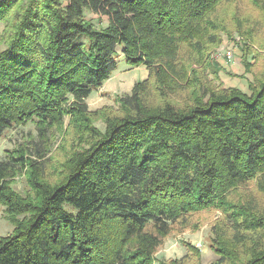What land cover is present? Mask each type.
Returning <instances> with one entry per match:
<instances>
[{
	"label": "trees",
	"instance_id": "obj_1",
	"mask_svg": "<svg viewBox=\"0 0 264 264\" xmlns=\"http://www.w3.org/2000/svg\"><path fill=\"white\" fill-rule=\"evenodd\" d=\"M250 1L264 17V0ZM240 2L0 0V138L29 121L36 131L0 160V204L15 224L0 264H188L186 253L153 256L176 223L209 208L225 212L232 242L207 264H264V216L224 210L234 190L264 186V74L249 93L216 84L200 40L231 36L227 3L242 38L263 31L264 18L244 27ZM119 57L147 76L115 108L90 109ZM58 134L72 150L50 170Z\"/></svg>",
	"mask_w": 264,
	"mask_h": 264
},
{
	"label": "rangeland",
	"instance_id": "obj_2",
	"mask_svg": "<svg viewBox=\"0 0 264 264\" xmlns=\"http://www.w3.org/2000/svg\"><path fill=\"white\" fill-rule=\"evenodd\" d=\"M240 8L242 9V24L244 27H250L251 21H263L261 10L254 7L250 0H241ZM222 14L227 13L229 19L228 24L230 37L221 31L218 32L220 42H210L208 37L200 36L203 41L205 54L208 55V62L211 63L209 77L221 84L223 87H236L244 93H249L248 83L251 82L256 75L264 74V30L257 32V36L245 35L243 38L234 30L235 11L230 3L223 7ZM86 16L93 22L106 24L104 17L85 11ZM9 25L0 22V50L5 47V38L8 35ZM244 34V33H243ZM232 50L233 58L227 60L225 57L226 50ZM220 57V58H219ZM225 59L227 67L220 65L221 60ZM217 58H219L217 60ZM119 61L113 75L100 85V88L94 90L85 100L90 109L101 108V106H118V99L123 95L130 93L134 82L142 80L148 74L145 66H129L119 57ZM247 59L251 65V72L246 71L242 65V60ZM220 62V63H219ZM235 62L231 66V63ZM95 124L101 128V122L96 121ZM34 121H29L25 125L15 127L6 131V134L0 138V160L6 149H12L15 144L23 142L29 136H35ZM48 158L51 160L49 169H57L59 163L64 160L69 148L68 143L63 142V137L58 134L50 144ZM58 166V167H56ZM27 180L24 175H18L13 180V187L20 193L26 194L29 189ZM230 207L224 208L226 211L241 210L248 215L264 216V186L259 187L256 182L248 185L247 189H236L225 197ZM243 214V215H245ZM246 215V216H248ZM15 228V224L4 210V206L0 204V237L10 234ZM232 230L227 225L225 212L219 209H205L192 214L191 218L185 223H176L173 231L165 237L164 241L154 254L155 263L167 261L181 257L185 253L189 256L188 264L197 261L207 264L215 261L218 256L215 246L232 242L230 238ZM229 247V246H228Z\"/></svg>",
	"mask_w": 264,
	"mask_h": 264
},
{
	"label": "built area",
	"instance_id": "obj_3",
	"mask_svg": "<svg viewBox=\"0 0 264 264\" xmlns=\"http://www.w3.org/2000/svg\"><path fill=\"white\" fill-rule=\"evenodd\" d=\"M224 53H225V57L227 58L228 61L233 58V53H232L231 49L226 50Z\"/></svg>",
	"mask_w": 264,
	"mask_h": 264
},
{
	"label": "crops",
	"instance_id": "obj_4",
	"mask_svg": "<svg viewBox=\"0 0 264 264\" xmlns=\"http://www.w3.org/2000/svg\"><path fill=\"white\" fill-rule=\"evenodd\" d=\"M219 58H220V57H219ZM219 58H217V60H218ZM219 63H220V62H219ZM221 64L224 65L225 67H227V66H226V65H227V62L225 61V59H223V57H222V60H221L220 65H221ZM234 64H235V62H232V63H231V66L234 65Z\"/></svg>",
	"mask_w": 264,
	"mask_h": 264
}]
</instances>
